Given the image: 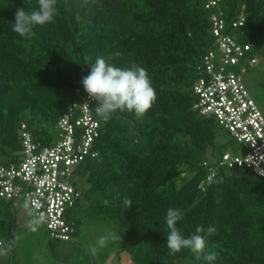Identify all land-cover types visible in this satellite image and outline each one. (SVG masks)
Masks as SVG:
<instances>
[{"label":"trees","instance_id":"16d2710c","mask_svg":"<svg viewBox=\"0 0 264 264\" xmlns=\"http://www.w3.org/2000/svg\"><path fill=\"white\" fill-rule=\"evenodd\" d=\"M207 2L57 0L53 22L36 26V36L26 39L12 31L15 12L35 9L37 0H0L1 164L23 157V124L41 146L58 142V123L83 98L81 79L97 57L121 68H146L156 90V102L141 117L127 110L106 122L96 117L92 151L99 153L75 165L82 196L65 216L74 232L62 241L77 242L85 220L107 222L120 229L123 252L134 264H208L188 249L168 254L165 217L172 207L182 212L177 227L185 238L198 225L215 226L205 248L216 254L211 264H264V178L245 167L219 166L226 153H237L222 150L214 161L202 157L220 145L219 128L237 138L195 108V88L211 76L205 56L218 52L213 16L224 22L223 34L236 33L251 44L240 61L245 72L238 65L227 69L244 83L248 65L259 62L253 52L264 47V0H222L220 9H207ZM243 12L245 25L234 26ZM213 170L217 174L207 180ZM12 204L17 206L0 197V241L18 236Z\"/></svg>","mask_w":264,"mask_h":264},{"label":"built area","instance_id":"2783aa9c","mask_svg":"<svg viewBox=\"0 0 264 264\" xmlns=\"http://www.w3.org/2000/svg\"><path fill=\"white\" fill-rule=\"evenodd\" d=\"M220 1L208 0L206 8L220 9ZM213 20L218 55L211 51L205 56L207 73L211 76L201 79L196 86L199 101L195 108L201 114L216 117L244 145L242 155L226 153L219 166L245 167L264 178V114L250 96L241 75L227 70L229 66L238 65L241 72H245L240 61L251 44L223 34L225 25L218 15L215 14ZM245 20L242 14L234 26H244ZM254 63L256 59L251 61ZM95 106L96 102L88 94L81 103H75L59 121V139L53 146H41L25 131L23 124V157L17 163H0V197L25 201L37 213H43V223L52 239L69 240L74 232L65 216L82 196L75 185V165L90 154L98 156V151H92L100 126ZM216 174L213 170L207 180Z\"/></svg>","mask_w":264,"mask_h":264},{"label":"clouds","instance_id":"9594fccd","mask_svg":"<svg viewBox=\"0 0 264 264\" xmlns=\"http://www.w3.org/2000/svg\"><path fill=\"white\" fill-rule=\"evenodd\" d=\"M90 2L95 3L96 0H83L85 5ZM57 11V0H37V7L33 10H25L23 7L18 8L15 12L12 31L20 37L31 39L36 36L34 28L53 22ZM242 14L244 12L237 19ZM212 32L214 34V26ZM115 55L119 56V53L117 52ZM89 66V74L81 79L84 88L83 97L88 94V97L96 102L94 111L103 121L106 122L111 119L117 110L134 112L137 117H141L156 102V90L152 85L146 68L139 65H132L129 68L117 67L108 63L103 56L97 57L95 62L89 64ZM82 100L83 98L80 102L75 103H81ZM124 203L128 207L132 204L129 199H125ZM24 207L30 217L28 222L30 229L32 231L37 230L38 226L44 222V214L37 213L27 202ZM181 219L182 212L179 208L169 207L167 209L165 223L168 230L166 235L168 254L174 255L183 249H188L197 254L196 258L198 260L202 259L211 264L216 259V254L214 252H205V248L207 237L212 236L216 232L215 226L208 225L204 227L198 225L195 228V232L185 238L181 229L177 227V223ZM16 239H19V237L16 236L14 240L8 242L0 241V256L8 255ZM107 239L108 237L106 236L99 237L97 245L103 247ZM90 251L95 254L97 248L93 247Z\"/></svg>","mask_w":264,"mask_h":264},{"label":"rangeland","instance_id":"374dc122","mask_svg":"<svg viewBox=\"0 0 264 264\" xmlns=\"http://www.w3.org/2000/svg\"><path fill=\"white\" fill-rule=\"evenodd\" d=\"M231 35L240 40L238 34ZM253 53L259 62L254 66L248 65L243 80L251 97L264 114V47L256 49ZM218 140L220 145L210 148L202 156L204 159L218 160L222 150L239 155L244 152L243 144L238 143L223 127L218 130ZM77 175L79 176L78 172ZM79 184L87 186L85 179H81ZM16 203L17 206L12 204V207L19 221V239L15 240L7 256H0V264H134L130 255L123 252L120 229L113 223L85 220L77 242L53 240L44 223L32 231L28 225L30 217L24 207L26 202ZM101 236L108 237L103 247L97 245ZM93 247L97 248L95 254L90 251Z\"/></svg>","mask_w":264,"mask_h":264}]
</instances>
